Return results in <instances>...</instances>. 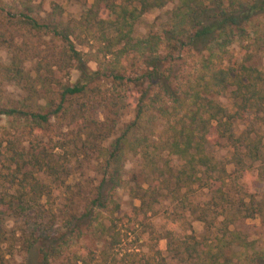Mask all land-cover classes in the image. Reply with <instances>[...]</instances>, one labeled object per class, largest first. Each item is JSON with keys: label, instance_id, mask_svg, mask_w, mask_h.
Listing matches in <instances>:
<instances>
[{"label": "trees", "instance_id": "obj_1", "mask_svg": "<svg viewBox=\"0 0 264 264\" xmlns=\"http://www.w3.org/2000/svg\"><path fill=\"white\" fill-rule=\"evenodd\" d=\"M171 2L159 32L135 35L146 12ZM11 8L12 14L0 5V48L10 53L0 59V118L8 119L0 125V264H7L8 216L19 224L16 239L32 264H141L140 253L125 245L129 225L119 227L114 215L127 155L152 178L140 191L129 189L140 205L162 179L178 193L184 189L185 198L194 185L207 188L221 209L220 217H199L207 230L200 236L166 231L167 256L185 264H264V237L249 239L239 227L255 216L264 225V194L231 199L225 165L208 150L224 139L236 172L264 163V130L234 132L235 122L250 116L251 125L264 126V70L256 63L264 53V0H82L79 18L67 22L59 5L44 17L30 0ZM37 36L58 40L60 48L41 53L31 74L20 54L35 49ZM132 61L140 65L128 73ZM54 66L79 74L62 82ZM7 84L20 93L5 96ZM225 93L230 107L216 99ZM98 108L113 116L131 109L133 116L118 125L114 117L99 118ZM164 153L178 164L163 160ZM80 157L97 162L101 180L75 205L80 190L66 180ZM41 175L64 186V207L42 201L52 190ZM152 206L147 202L146 210ZM85 232L100 242L97 253L74 250ZM149 250L164 264L159 249Z\"/></svg>", "mask_w": 264, "mask_h": 264}, {"label": "rangeland", "instance_id": "obj_2", "mask_svg": "<svg viewBox=\"0 0 264 264\" xmlns=\"http://www.w3.org/2000/svg\"><path fill=\"white\" fill-rule=\"evenodd\" d=\"M15 0H0L1 7L4 11L13 13L14 10L11 8ZM35 13L38 16L44 17L52 11L54 5H59L62 11L61 18L65 22L73 21L79 18L82 8V0H30ZM174 2L169 3L163 8H153L146 12L135 26V35L141 36L149 31L159 32L165 25V21L173 6ZM20 39L18 44L20 45ZM17 44V42H16ZM60 42L58 40H52L47 37L37 36L31 44L34 50L26 52V54H20L24 69L34 74L36 59L41 58V53L50 52L55 46L56 52L59 50ZM75 47L80 50H88V46L75 44ZM91 48V47H90ZM235 54H237L238 46L233 44L232 46ZM50 49V50H49ZM35 51L38 54H35ZM95 51V46L92 48V52ZM10 56L9 50L5 47L0 48V59L7 61ZM131 64L127 63L128 73H132L138 68L140 62L132 61ZM257 65L264 70V53L256 62ZM91 68H95L93 62L90 64ZM183 68V67H182ZM180 67V69H182ZM55 76L64 82L66 79L73 82L79 72L76 69L70 68L68 75L65 74L64 70H59L57 66H54ZM5 96L16 97L20 90L13 84H7L5 86ZM216 99L223 105L230 107L231 101L228 93L219 95ZM99 118H108V121L113 118L116 120L118 125L122 124L123 121L130 119L133 116L131 109L118 110L116 115H112L98 108ZM7 118H0V125L7 124ZM251 116L248 120H237L234 124V132L236 135L242 131L251 129L256 131H263L264 126L251 125ZM152 124L156 125V129L161 128V123L157 119L152 120ZM214 157L225 165L227 171L226 184L224 190L228 193L229 197L233 200H237L240 197L248 198L250 195L256 199H260L264 194V163L260 161L254 162L248 172H236L235 165L230 162L232 149L226 144L225 140L222 139L217 145H210L208 149ZM163 160H168L172 166L178 164V161L174 157H169L166 153L163 154ZM79 164L74 166L73 172L67 178L66 184L75 186L79 189V198L76 194L74 197L75 205L82 204V193L92 189L100 180L101 174L99 172L98 164L94 159H88L86 157H80ZM162 163V162H160ZM45 183H47L52 190L49 197H44L43 202L52 204L55 207H64L66 190L64 186H57L41 175ZM162 180V179H161ZM157 183L153 182L152 188L156 189L157 194L152 198H145L146 204L140 205L141 201L138 198H134L130 194V187L146 188L148 183L152 182V178L147 174L141 165V161L132 155H127L124 167L122 171V186L116 189L115 197L120 203L119 210L114 214L115 222L120 227L123 225H129L130 230L128 232L126 246L130 248L129 251H137L140 255H137V259H141V264H159L161 260L152 258V251L149 250L150 246L155 249H159L161 254L164 256V264H185L167 256L166 243L167 238L165 237L166 231H172L174 234L182 236L185 234H194L200 236L203 233H207L206 226L199 219L202 215H207L208 219L218 216L221 213L219 206L215 202L211 201V194L205 187L194 185L190 191L187 192V198L182 195L184 189L181 192H176L174 184L169 183L166 186L162 181ZM140 191V190H139ZM153 205L152 210L147 211L146 205ZM137 207H140L138 210ZM220 217V216H218ZM61 221H57L58 226H61ZM19 224L13 220L10 216L6 217L3 223V230L7 235V240L2 243V249L6 250L5 259L7 264H32L31 258L28 254L24 253L19 248L20 240H17L19 234ZM239 227L244 230L249 239L256 241L262 240L264 237V225L261 222L259 216L245 219L240 222ZM64 230V229H63ZM150 230L152 233L150 234ZM14 236V238L12 237ZM13 238V239H12ZM79 242L74 245V250H81V253L85 249H88L91 253H97L100 249V242L92 234L79 236ZM82 246L84 248H82ZM11 251V252H9ZM143 255V256H142Z\"/></svg>", "mask_w": 264, "mask_h": 264}]
</instances>
